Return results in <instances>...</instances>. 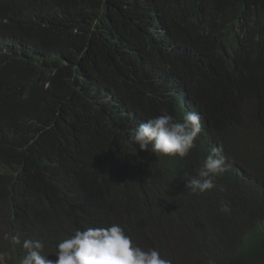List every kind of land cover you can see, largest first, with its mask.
Wrapping results in <instances>:
<instances>
[{"label": "trees", "instance_id": "trees-1", "mask_svg": "<svg viewBox=\"0 0 264 264\" xmlns=\"http://www.w3.org/2000/svg\"><path fill=\"white\" fill-rule=\"evenodd\" d=\"M164 111L201 116L185 158L130 141ZM214 148L227 170L193 194ZM113 223L170 264L173 238L209 264H264V0H0L8 264L26 254L12 236L54 260L60 240Z\"/></svg>", "mask_w": 264, "mask_h": 264}, {"label": "clouds", "instance_id": "clouds-1", "mask_svg": "<svg viewBox=\"0 0 264 264\" xmlns=\"http://www.w3.org/2000/svg\"><path fill=\"white\" fill-rule=\"evenodd\" d=\"M201 131L199 113L186 112L182 121H178L164 111L156 117L137 123L130 134V141L157 157L163 155L185 158L195 146L194 142ZM226 170V158L222 150L214 148L186 187L193 194H203L215 187L214 177ZM220 211L228 213L230 208L222 204ZM11 239L26 252L19 264H170L159 250L144 249L136 245L116 223L106 228L76 230L73 235L57 243L54 254L57 258L54 260L42 254L45 245L41 240L27 238L21 242L19 235L12 236Z\"/></svg>", "mask_w": 264, "mask_h": 264}, {"label": "rangeland", "instance_id": "rangeland-1", "mask_svg": "<svg viewBox=\"0 0 264 264\" xmlns=\"http://www.w3.org/2000/svg\"><path fill=\"white\" fill-rule=\"evenodd\" d=\"M172 236H174V234ZM132 240L134 243L136 242L134 239ZM169 241V247L172 248L174 255L177 258V264H209L205 254H198L195 251L183 246L179 239L174 241L173 238V240L169 239ZM6 257H8V252L5 249V246L1 245L0 264H8Z\"/></svg>", "mask_w": 264, "mask_h": 264}]
</instances>
